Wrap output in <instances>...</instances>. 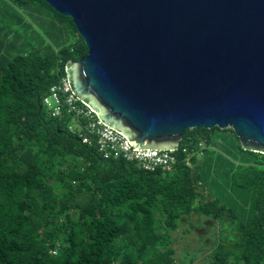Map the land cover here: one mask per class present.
Returning a JSON list of instances; mask_svg holds the SVG:
<instances>
[{
    "label": "trees",
    "instance_id": "trees-1",
    "mask_svg": "<svg viewBox=\"0 0 264 264\" xmlns=\"http://www.w3.org/2000/svg\"><path fill=\"white\" fill-rule=\"evenodd\" d=\"M17 1L79 38L22 51L16 31H1L0 264H180L168 233L192 212L231 225L206 264H264V154L212 127L186 129L169 169L104 159L68 130V114L42 105L87 53L71 18L44 0ZM215 130L229 131L247 159L234 164L211 145Z\"/></svg>",
    "mask_w": 264,
    "mask_h": 264
},
{
    "label": "water",
    "instance_id": "water-1",
    "mask_svg": "<svg viewBox=\"0 0 264 264\" xmlns=\"http://www.w3.org/2000/svg\"><path fill=\"white\" fill-rule=\"evenodd\" d=\"M44 1L87 49L71 91L135 148L218 127L264 154V0Z\"/></svg>",
    "mask_w": 264,
    "mask_h": 264
},
{
    "label": "rangeland",
    "instance_id": "rangeland-1",
    "mask_svg": "<svg viewBox=\"0 0 264 264\" xmlns=\"http://www.w3.org/2000/svg\"><path fill=\"white\" fill-rule=\"evenodd\" d=\"M6 28L17 32L16 46L22 51L48 44L67 45L79 38L71 31L59 34L53 27V17L45 15L39 5H26L17 0H0V39L1 31ZM230 137L229 131L215 130L210 138L211 145L214 143L219 152L223 151L229 161L241 164L247 158L238 150L234 137ZM223 227L226 228L224 235L231 233V225H222L192 212L176 230L168 233L173 259L180 264H206Z\"/></svg>",
    "mask_w": 264,
    "mask_h": 264
},
{
    "label": "built area",
    "instance_id": "built-area-1",
    "mask_svg": "<svg viewBox=\"0 0 264 264\" xmlns=\"http://www.w3.org/2000/svg\"><path fill=\"white\" fill-rule=\"evenodd\" d=\"M42 105L53 117L62 118L64 113L68 114L71 119L68 130L85 144L95 143L104 159L123 158L144 170L169 169L175 163L174 151L135 148L125 136L103 124L95 112L75 96L66 78L49 88L42 97Z\"/></svg>",
    "mask_w": 264,
    "mask_h": 264
}]
</instances>
